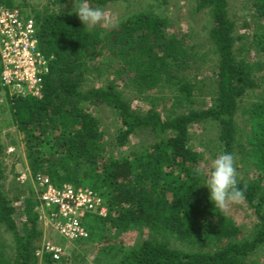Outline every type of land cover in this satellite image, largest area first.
<instances>
[{
	"label": "trees",
	"instance_id": "1",
	"mask_svg": "<svg viewBox=\"0 0 264 264\" xmlns=\"http://www.w3.org/2000/svg\"><path fill=\"white\" fill-rule=\"evenodd\" d=\"M119 1L130 0H88L95 7ZM251 1L252 36L237 35L227 0L195 1V10L207 11L212 24L208 40L216 65L214 81L208 86L204 78L197 79L204 74L196 46L186 43L183 36L168 35L167 20L153 13L92 30L75 14L69 15L71 11L47 15L32 10L29 14L37 24L39 49L51 61L41 98L8 97L13 102L12 120L25 135L28 170L35 177H49L57 186L75 184L102 193L107 216L85 218L89 231L99 223L95 228L103 230L107 224L118 236L132 229L153 233L137 250L111 248L121 252L119 259L102 247L96 264H264L249 260L257 250H264V75H257L264 63L240 57L249 39L264 55V0ZM67 2L74 6L75 0L51 4ZM0 5L20 10L23 6L13 0H0ZM248 27L246 21L240 26ZM104 51L117 65L116 73L129 80L125 86L132 85L139 94L147 90L173 93L171 109L163 104L169 114L164 116L153 107L145 113L133 110L115 81L104 88L82 89L88 62ZM0 89L7 94L1 85ZM252 95L255 99L246 101ZM207 98L212 103L209 107ZM99 107L116 112L120 126L115 141L104 140L99 120L89 112ZM178 109L183 110L177 113ZM240 110L249 129L245 134L238 123ZM207 122L217 124L215 143L222 154L234 156L237 174L247 171L238 180L246 188L243 202L257 218L250 238L240 237L238 224L224 210L213 207L207 188L201 186L206 178L198 167L202 155L189 146V128ZM145 130L154 136L153 145L120 159L110 154ZM4 150L0 142V157ZM3 180L0 165V225L14 241L12 256H8L0 240V264H38L34 253L43 232L38 228L35 193L31 187L16 186L10 197L9 192L3 193ZM161 235L189 250L169 247L158 240Z\"/></svg>",
	"mask_w": 264,
	"mask_h": 264
},
{
	"label": "rangeland",
	"instance_id": "2",
	"mask_svg": "<svg viewBox=\"0 0 264 264\" xmlns=\"http://www.w3.org/2000/svg\"><path fill=\"white\" fill-rule=\"evenodd\" d=\"M52 1L54 0H13L15 4L23 5L21 9L28 15L31 14L32 10L40 14L58 15L60 13H68V11H71L73 8L72 2L52 5ZM195 1L196 0H166V2H163L162 0H130L114 2L105 7H100L104 12V18L101 23L96 26H86L90 30L99 27L109 29L116 23L136 14L153 13L160 16L168 22V35L183 36L186 43L196 46V50L199 54L198 62L202 65L204 74V76H200L197 79L202 81V78H204L208 86L212 82L211 80L214 81L213 75L216 65V56L208 40V32L212 24L207 11L197 12L195 10ZM251 2V0H227L229 15L235 20L237 25V35L244 33L251 36L253 35L254 24L253 19L250 18V14L252 13ZM91 6L95 7L94 5ZM244 21L250 24V27L247 29L240 28ZM245 42L246 49L240 52V57L250 62L260 61L264 63V55L260 52L258 53L253 48L254 45H252L251 39L245 40ZM107 55V52L104 51L102 55L96 56L93 60L88 62L89 69L84 74L85 82L82 89L104 88L108 84H111L112 81H115L113 84L119 86L125 100L133 110L139 113H145L153 107L154 110L164 116L169 114L163 110V104L167 103L166 109H171L170 106L173 105V93L147 90L139 94L138 90L132 85L125 86L124 82H128L129 80L127 78L125 79V75L121 77L123 74L118 75L116 73L117 65L111 60H108ZM257 75H264V70ZM119 77L122 78V81L119 80ZM8 97L9 95L0 89V142L5 147L4 153L0 157V165L4 176V187L2 190L3 193L9 192L11 197L13 193L12 190L16 186L31 187L35 193V185H33L35 176L28 170L25 135L18 131L17 126L12 120L10 107L13 105V102H11ZM161 97H166V99ZM245 99L246 101H252L255 98L252 95V97L249 96ZM211 105V100L207 98V106L209 107ZM182 110L183 109H178L177 113H180ZM241 111L242 110L237 113V118L241 127V132L245 134L249 129H247ZM89 112L99 120L100 129L104 133V140L113 141L120 126V122L115 114L116 112L106 107L90 108ZM217 137L218 126L216 123L207 122L202 125L194 124L189 128V146L202 155V159L198 162V167L204 177H207L210 173L212 162L222 154L218 144L215 143ZM155 142L156 140L151 133L146 130L141 131L131 137L129 143L125 145V147L111 149L110 154L116 159H120L124 154L128 155L131 151L145 149ZM246 174V170L243 171V174L238 173L240 178ZM249 175L252 176L251 171ZM23 177L26 179L24 183L21 182ZM69 185L76 186L75 184ZM223 210L238 224L242 234L240 237L250 238L257 218L252 213L251 209L248 208L247 204L244 202L229 204ZM97 225H99V223H95L91 231L88 230L90 228L87 229L89 234L94 236V240L91 242L88 240L85 243L67 244L64 246L66 247L67 253L65 259L62 260L64 264H96V255L102 247H108V251L114 253L115 257L119 259L121 252L111 250V248L121 246L123 251L137 250V248L141 247L143 241H146L153 235L152 232L146 229H132L118 236L116 231L110 229L107 224L103 225V230L95 228ZM38 228L43 232V238H52L57 243H60V241H58L59 237L53 232L48 231V229L41 224V221H39ZM93 231L98 234H92ZM0 240L7 247V254H10L14 248V241L12 235L6 232L2 225H0ZM158 240L164 243L166 242L169 247L177 250H189L186 245L176 241L174 238L161 235L158 236ZM8 256H12V254ZM249 260H256L260 263H264V250H257L254 255L249 257Z\"/></svg>",
	"mask_w": 264,
	"mask_h": 264
},
{
	"label": "built area",
	"instance_id": "3",
	"mask_svg": "<svg viewBox=\"0 0 264 264\" xmlns=\"http://www.w3.org/2000/svg\"><path fill=\"white\" fill-rule=\"evenodd\" d=\"M50 61L39 49L35 20L18 8L0 5V85L9 97L41 98ZM25 180L23 177L21 182ZM33 185L39 221L60 241L42 237L34 255L38 264L60 262L67 256L65 245L88 241L85 218H106L105 196L86 187L57 186L42 175L34 178Z\"/></svg>",
	"mask_w": 264,
	"mask_h": 264
},
{
	"label": "clouds",
	"instance_id": "4",
	"mask_svg": "<svg viewBox=\"0 0 264 264\" xmlns=\"http://www.w3.org/2000/svg\"><path fill=\"white\" fill-rule=\"evenodd\" d=\"M72 14L78 17L82 25L88 26H96L104 18L103 10L91 6L88 0H75L69 15ZM201 186L207 188L213 207L221 210L229 204L241 203L246 199V188L239 186L234 156L231 153H223L212 162V169Z\"/></svg>",
	"mask_w": 264,
	"mask_h": 264
}]
</instances>
